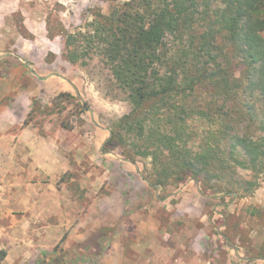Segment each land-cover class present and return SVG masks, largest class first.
<instances>
[{
	"label": "trees",
	"instance_id": "1",
	"mask_svg": "<svg viewBox=\"0 0 264 264\" xmlns=\"http://www.w3.org/2000/svg\"><path fill=\"white\" fill-rule=\"evenodd\" d=\"M215 1L124 0L109 13L94 9L63 32L62 55L95 68L107 94L130 105L106 151L150 158L153 179L145 178L164 192L194 179L222 199L245 197L264 172V0ZM66 97L73 95L61 91L55 102Z\"/></svg>",
	"mask_w": 264,
	"mask_h": 264
},
{
	"label": "rangeland",
	"instance_id": "2",
	"mask_svg": "<svg viewBox=\"0 0 264 264\" xmlns=\"http://www.w3.org/2000/svg\"><path fill=\"white\" fill-rule=\"evenodd\" d=\"M123 1L0 0V70H24L20 75L23 84L32 82V70L57 71L79 83V95L71 89L73 97L59 104L56 95L34 96L33 102L39 99V103L30 118L67 148L68 164L65 171L60 170L61 179L95 182L91 188L100 198L123 195L131 211L138 209L141 218H131L128 229L119 222L116 225L117 232H128L132 244L139 238L147 243L145 259L139 263L137 255L131 264H264L259 257L264 252V172L256 191L245 197L222 199L203 190L194 179L164 192L145 178L153 179L150 158L138 156L132 161L119 149H104L111 130L130 105L107 94L104 78L95 68L83 69L63 58L62 35L90 18L92 10L109 13ZM215 2L222 5L221 0ZM236 74L241 76L239 66ZM78 100L87 103L85 111L76 105ZM81 150L82 163L77 160ZM91 151L96 155L90 167ZM241 172L251 174L250 170ZM69 188L81 196L93 192L78 182ZM255 208L260 211L254 213ZM134 252L125 253H138Z\"/></svg>",
	"mask_w": 264,
	"mask_h": 264
},
{
	"label": "crops",
	"instance_id": "3",
	"mask_svg": "<svg viewBox=\"0 0 264 264\" xmlns=\"http://www.w3.org/2000/svg\"><path fill=\"white\" fill-rule=\"evenodd\" d=\"M32 73V82L23 84L24 70H0V264H131L137 255L140 263L147 243L132 244L116 228L141 218L138 209L131 211L123 195L100 198L95 182L61 179L67 148L30 118L34 96L79 95V83L57 71ZM77 155L82 163L83 150ZM89 155L91 167L96 153ZM76 182L94 194H76L69 188Z\"/></svg>",
	"mask_w": 264,
	"mask_h": 264
}]
</instances>
